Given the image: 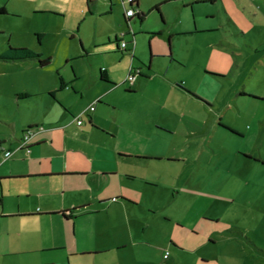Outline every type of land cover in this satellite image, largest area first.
Returning a JSON list of instances; mask_svg holds the SVG:
<instances>
[{"label": "rangeland", "instance_id": "rangeland-1", "mask_svg": "<svg viewBox=\"0 0 264 264\" xmlns=\"http://www.w3.org/2000/svg\"><path fill=\"white\" fill-rule=\"evenodd\" d=\"M194 2L200 0H139L144 21L126 23L121 0H111V8L109 0H0L7 13L0 15V55L8 47H24L50 59L42 69L33 61H0V139L7 146L10 141L14 147L34 102L17 105L15 92L32 94L33 80L57 85L59 76L74 73L78 87L87 90L99 69L113 72L118 77L112 83L121 84L131 64L151 79L140 106L133 107L141 123L125 122L116 147L141 153L140 158L182 157L123 170L133 177L121 181L130 200L108 201L103 210L93 205L97 213L89 221H69L78 256L66 258L69 254L59 251L39 258L54 264H264V0H213L192 7ZM114 35L126 43L135 39L133 59L116 51ZM169 53L182 69L167 72ZM205 74L226 76L219 110L195 112L188 88ZM164 77L191 99L166 87ZM154 96L174 109L187 103L201 124L205 120L190 147L183 142L191 130L178 118L170 120L175 135L167 139L155 132L162 128L154 115L145 121L156 108L149 105ZM228 99L231 113L221 110ZM157 109L161 124L165 114ZM139 129L144 137L136 136Z\"/></svg>", "mask_w": 264, "mask_h": 264}, {"label": "crops", "instance_id": "crops-1", "mask_svg": "<svg viewBox=\"0 0 264 264\" xmlns=\"http://www.w3.org/2000/svg\"><path fill=\"white\" fill-rule=\"evenodd\" d=\"M134 1L141 12L139 0ZM111 7L109 0V8ZM156 7L159 8L158 5L154 8ZM123 18L126 23L133 19L126 20L124 13ZM107 41H110V38H107ZM114 41L116 51L124 53L118 50L116 35ZM133 41V56L129 50L125 52L132 59L136 46L135 39ZM130 42L127 44L128 49L132 46ZM164 59L167 72L173 67L182 69L179 63L173 61L170 53ZM138 70L139 75L132 85L125 83L126 78L121 84H114L112 82L118 76L99 69L92 89L79 88V78L73 73V76L66 78L59 76L57 85L55 82L47 85L41 78L32 79L37 88L32 94L28 93L27 89L23 96L20 95L22 91L15 92L17 105L21 101L34 102L20 126V132L15 134L14 147L11 146L12 142L8 141L7 146V141L0 139V264H54L52 260L39 258L38 255L59 251L69 254L66 258L78 256L70 234L69 221H89L91 216L97 213L91 210L93 205L99 206V210L105 209L103 204L108 201L124 205L129 197L121 190V181L123 178L131 180L133 177L123 170L149 161L170 164L181 160L182 157L164 158L160 155H152L160 158H140L137 156L141 153L121 151L115 145L120 136L119 128L123 127L125 122L131 126L141 123V118L134 113L133 107L140 106L138 101L143 97L151 78L142 76L140 73L144 72ZM150 70L148 63L146 72ZM146 72L145 74L149 75ZM212 72L221 73L214 70ZM206 76L213 79L208 80ZM60 78L64 83L61 89ZM164 79L166 87L175 88L185 97L191 96L180 87H175L173 80H168V77ZM225 79L226 76L205 74L195 88H188L194 94L195 112H204L207 107L209 110L219 108L218 94L222 92V81ZM125 84L127 90L123 91L121 87ZM207 85L211 86L212 90L209 86L208 90L214 94L205 90ZM51 93L53 95H50ZM229 102L228 99L222 103L221 110L226 107L227 113H231L228 109ZM150 104L156 108L146 114L145 121L148 122L154 115V123L162 128H157L155 132L166 139L175 135V131L169 128L172 118H178L184 125L186 123L192 132L189 131L184 139L185 149L190 147L191 140L201 136V125L203 126L205 120L201 124L192 111L186 109L187 103L186 107L174 109L166 100L154 96L150 99ZM92 106L94 110L90 111ZM157 108L161 114H165L161 124L158 123L161 118ZM77 111L79 114L75 115ZM6 116V119L10 118ZM78 116L81 125L76 124ZM218 116L219 121L224 118L222 113ZM105 120L109 121L107 125ZM27 128H31L30 136L26 145L21 146L23 131ZM152 128L151 126L150 129ZM140 129L136 136L144 137ZM5 151L11 152L8 159L2 156ZM114 198L115 201H112ZM163 258H166L165 254ZM66 262L68 263V260Z\"/></svg>", "mask_w": 264, "mask_h": 264}, {"label": "trees", "instance_id": "trees-1", "mask_svg": "<svg viewBox=\"0 0 264 264\" xmlns=\"http://www.w3.org/2000/svg\"><path fill=\"white\" fill-rule=\"evenodd\" d=\"M134 2V6H135ZM135 8H137L135 6ZM157 11L159 10L158 7L155 8ZM6 10L4 7H0V15H6ZM145 14L138 11V14L135 16V18L139 21V23H142L145 18ZM129 21V20H128ZM41 36L38 35V38ZM118 42V41H117ZM0 61L4 63H16V62H24V61H34L37 63V65L40 68H45L50 64L49 58H43L41 54H37L32 52L31 50L21 47V48H12L8 47V49L0 55ZM64 87V83L62 79L60 78V89ZM50 95H53L51 93ZM31 128H27L23 131V134L26 133Z\"/></svg>", "mask_w": 264, "mask_h": 264}, {"label": "built area", "instance_id": "built-area-1", "mask_svg": "<svg viewBox=\"0 0 264 264\" xmlns=\"http://www.w3.org/2000/svg\"><path fill=\"white\" fill-rule=\"evenodd\" d=\"M134 0H121V4L124 8V17L126 20H130L132 18H134L137 14H138V9L135 8L134 6ZM126 34L121 33V37L123 38ZM128 43L124 42L123 40L118 41V50L121 52H130V54L133 56V48H134V41L132 40L130 42V44L132 45L130 49L127 48ZM139 75V70L138 69H133L132 67H130L129 72L127 74V77L125 79V83L128 85H132L133 82L135 81L136 77ZM90 111H93L94 108L93 106L89 108ZM76 124L77 125H81V120L80 117L78 116V118H76ZM30 136V130H28L26 133L23 134L22 138H21V146L26 145L28 139ZM11 153L9 151H5L3 152V158L4 159H8L10 157ZM113 201H115L113 199ZM167 256V254H165V257Z\"/></svg>", "mask_w": 264, "mask_h": 264}, {"label": "flooded vegetation", "instance_id": "flooded-vegetation-1", "mask_svg": "<svg viewBox=\"0 0 264 264\" xmlns=\"http://www.w3.org/2000/svg\"><path fill=\"white\" fill-rule=\"evenodd\" d=\"M203 1V2H202ZM211 3V2H213V0H200V2H194V3H192V7L194 6V5H196V4H201V3Z\"/></svg>", "mask_w": 264, "mask_h": 264}]
</instances>
